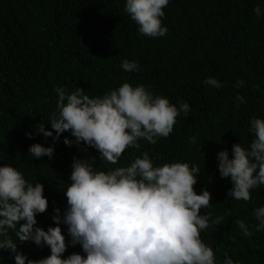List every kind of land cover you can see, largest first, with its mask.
<instances>
[{"label":"trees","instance_id":"trees-1","mask_svg":"<svg viewBox=\"0 0 264 264\" xmlns=\"http://www.w3.org/2000/svg\"><path fill=\"white\" fill-rule=\"evenodd\" d=\"M125 5L126 0H0V166H13L29 182L44 185L48 209L37 214L35 227L45 231L56 226L54 210L59 208L63 215L67 207L65 191L74 159L97 157V169L107 171L129 166L148 151L154 166L174 162L198 166L194 188L197 194L205 188L212 194L209 209L202 208L201 215L209 211L212 220L224 217L222 224L210 220L201 231L216 264H223L225 253L234 264H264V230L247 237L234 223L245 220L250 230L258 223L253 210L264 206V185L251 190L250 201L228 198L231 180L221 178L217 167L220 151L228 150L231 158L234 144L250 147L251 118L264 119V0H169L161 18L168 33L156 38L138 31ZM256 6L261 8L259 17L253 12ZM125 58L136 61L139 70L124 71ZM208 77L223 87L204 84ZM238 80L245 83L235 89ZM125 82L145 85L178 108V101H185L191 111L187 117L181 113L172 133L157 137V144L140 140L139 150L127 148L117 165L105 164L85 143L76 144L70 132L61 134L55 144L51 137L45 140L36 134L33 125L42 122L51 130L56 87H64L68 94L83 88L95 97ZM237 92L246 100L239 109L234 107ZM29 132L33 138L26 135ZM65 137L73 140L72 146L65 145ZM36 143L54 144L53 158L31 157L29 147ZM60 227L68 243L62 258L86 255L79 244L71 245L67 226ZM9 231L29 259L50 255L49 247L20 242ZM0 264H15L10 251L0 250Z\"/></svg>","mask_w":264,"mask_h":264},{"label":"clouds","instance_id":"clouds-1","mask_svg":"<svg viewBox=\"0 0 264 264\" xmlns=\"http://www.w3.org/2000/svg\"><path fill=\"white\" fill-rule=\"evenodd\" d=\"M169 0H126L124 11L139 26L145 36L156 38L168 33L161 18ZM253 12L262 15L256 6ZM121 68L136 72L139 65L134 60L123 59ZM204 84L221 88V82L208 77ZM238 80L235 89L244 86ZM58 95L57 109L49 116L51 130L44 122L33 125L36 134L44 139L59 142L61 134L70 132L75 143H85L96 149L105 164L117 165L127 148H141L140 140L157 144V137H168L174 129L176 118L191 111L185 101H178L179 108L163 96L154 95L145 85L133 86L123 83L103 96L90 97L83 88L68 94L64 87L55 88ZM246 103L237 92L234 107ZM250 133L253 139L249 148L241 143L217 154L221 178H230L232 188L228 198L240 201L252 199L251 190L264 185V119L252 117ZM55 133V135H54ZM33 138V133H26ZM190 142L196 143L191 137ZM67 146L73 140L64 138ZM40 143L29 147L30 156L36 159L53 158L55 147ZM74 159L65 196L67 207L61 215L56 208L52 217L55 227H35L37 214L48 209L44 185L25 179L24 175L10 165L0 166V250L10 251L15 264H216L213 248L201 239V231L222 224L223 216L211 219L212 213L201 215V209H209L212 194L206 188L197 194L194 186L198 166L188 163H164L154 166L148 151L137 156L129 166L97 169L95 161ZM231 215V210L228 211ZM253 216L257 224L250 230L245 220L234 223L244 236L253 231L264 230V206L256 207ZM20 221L25 223L19 226ZM66 225L70 243L79 244L83 253L67 251L60 225ZM14 232L20 242L33 241L50 248V255L38 260L29 259L18 250ZM223 264H234L225 253Z\"/></svg>","mask_w":264,"mask_h":264}]
</instances>
